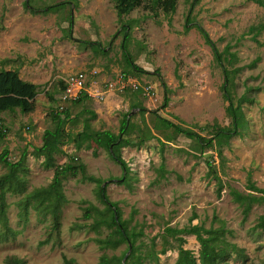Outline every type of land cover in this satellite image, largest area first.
<instances>
[{
    "label": "rangeland",
    "instance_id": "1",
    "mask_svg": "<svg viewBox=\"0 0 264 264\" xmlns=\"http://www.w3.org/2000/svg\"><path fill=\"white\" fill-rule=\"evenodd\" d=\"M26 2L35 8L70 4L43 15L31 14ZM192 4L193 0H177L175 13L166 15L159 7L153 11V4L146 1L119 18L113 0H0V70L19 71L39 91L30 114L0 113V126L6 130L0 136V156L8 149L7 159L16 163L27 154L25 171L17 172L24 185L5 193L8 224L17 235L7 242L0 240V264L10 258L27 264H63L64 257L77 264H99L102 256L120 257L127 250V245L116 250L100 248L97 240L111 230L94 231L91 225L106 207L97 184L82 182L83 175L103 180L129 230L143 232L136 245L143 256H155L144 264H175L181 246L198 257L196 236L166 233L168 228L196 225L224 227L221 246L227 248V256L222 264H264V230L256 228L264 216V202L253 205L245 217L244 207L230 194L233 189L261 196L248 189L249 179L264 189V31L256 35L264 25V6L254 0H199L193 8ZM191 8L192 19L207 30L227 59L229 83L201 34L195 28L185 32ZM129 23L125 46L145 73L130 67L121 49L123 25ZM252 27L255 31L249 32ZM85 41L95 42L105 52L84 45ZM81 70L97 72L101 82L120 73L131 74L150 84L155 95L147 98L127 91L103 102L89 98L62 104L64 80ZM166 95L169 103L164 107ZM244 96L255 100L241 104L247 129L229 142L217 139L212 148L203 149L195 137L159 126L161 116L214 138V126L231 128L229 105L238 106ZM60 105L71 115L64 131L72 134L82 132L88 120L89 133L119 135L130 114V131L123 138L132 145L122 149L131 168L128 184L122 181V168L92 137L81 148L73 143L62 147L51 166L38 156L36 148L43 145L45 131L57 127L53 113ZM68 165L77 174L68 173L62 180L66 202L56 218L55 201L44 190L53 183L58 168ZM9 171L0 162V181ZM216 176L222 180L221 190ZM38 189L40 204L32 199ZM87 209L92 218L84 217ZM4 230L0 225V234Z\"/></svg>",
    "mask_w": 264,
    "mask_h": 264
},
{
    "label": "trees",
    "instance_id": "2",
    "mask_svg": "<svg viewBox=\"0 0 264 264\" xmlns=\"http://www.w3.org/2000/svg\"><path fill=\"white\" fill-rule=\"evenodd\" d=\"M149 1L153 4V11L159 7L166 15L175 13L177 7V0H113L115 4V9L119 18L130 15L135 10L140 8L143 3ZM199 0H193L192 8L195 7ZM259 5L264 6V3L259 0H254ZM70 2H62L42 8H35L31 6L29 2L25 3V7L30 11L31 14H43L47 15L69 5ZM192 8L185 20L184 29L185 32H189L192 29H196L201 36L204 38L205 43L212 48L214 57L219 63V66L223 69L225 76V83H229L230 76L229 70L224 66L223 54L219 51L216 43L211 39L207 30L199 23L192 19ZM132 24L123 25L124 40L121 45L123 55L127 60V64L135 69L136 71L145 73L142 69L138 68L134 64L131 55L129 54L125 41L130 36V29ZM255 27H252L249 32H254ZM264 31V25L257 29L256 35ZM256 38H254L255 40ZM84 45H90L102 52L105 49L101 48L95 42H82ZM258 62V60H257ZM126 74V73H125ZM131 75V74H127ZM165 86V85H164ZM65 90V82L62 93ZM168 91V89L166 88ZM39 94L38 86L34 83L24 80L21 78L19 71L17 70H0V113L4 112H15L20 110L23 114H30L34 111L35 101ZM226 98L229 99L228 95ZM89 100L87 94H83L76 103H83ZM243 102L255 103L254 99H248L247 97H242L238 106H235L232 102L229 105V110L231 113L232 126L231 128H220L219 126H214V138H205L199 133L192 130L184 129L181 126L167 120L161 116H158L159 126L165 129H171L177 135L195 137L199 140L203 149L212 148L215 140L220 142L224 139L225 142H229L235 136H243L244 131L247 129V120L245 113L241 107ZM169 103V98L167 95L164 98V107H167ZM92 118H96L97 115L93 112H89ZM155 113V112H153ZM54 119L57 122V127L55 130H46L43 137V145L40 148H36V153L38 156H43L46 159L47 165L51 166L54 162V155L62 152V147L75 144L78 148L87 141L88 138L92 137L95 144L106 149L114 162H116L123 170L122 181L128 184L129 175L131 168L129 167L126 160L122 157V149L132 145L130 140L124 139L123 136L127 135L130 131V114H126L125 120L122 123L120 134L116 135L111 131H97L94 133H89L90 126L88 120L86 121L85 128L82 132L77 134L66 133L64 131V125L70 121L71 115L67 110H57L54 113ZM64 115V116H63ZM159 126L157 128H159ZM0 136H5V131L2 126ZM222 138V139H221ZM26 153H24L21 161L13 163L7 158L9 156V151L6 149L0 156V162L9 168V173L0 181V225L5 229L4 232L0 234V240L2 242H7L10 238L16 237L17 233L14 232L8 224V218L6 214V202L5 193L7 190H15L24 185L25 180L17 175V172L24 170L23 163L26 158ZM211 166V165H210ZM82 171L84 168H81ZM77 174V170L74 166L68 165L63 168H58L56 171L54 181L50 187L44 190V193L50 198H53L55 204L53 205V214L56 218L59 217L60 209L62 205L66 202V198L62 189V180L68 174ZM218 185H222V180L220 177L216 176ZM82 182H94L98 186L97 194L101 202L105 205V210L101 211L99 218L91 225L94 231H99L101 227H106L111 230L110 234L104 239H98L97 242L102 249H112L116 250L123 245H127V250L120 256L113 255L111 257L104 255L101 257L99 264H144L147 259L154 258L152 254H146L143 256L140 253V248L137 246L138 239L143 235V232L130 231L127 222L122 218V212L118 203L110 200L107 194L106 185L104 181L92 176L83 175L81 178ZM248 189L256 193L261 194L257 196L254 194L244 195L237 190H231L235 202L239 203L244 207V215L248 217L253 205L260 204L264 202V189H260L249 179ZM32 199L40 204V189L36 190L33 194ZM84 217L86 219L92 218L91 211L86 210ZM256 228L264 230V216L259 219ZM168 234H182L187 233L196 236L197 241L200 244L199 256L196 257L191 250L185 249L184 247L179 248V256L175 264H222L223 260L227 256V248L221 246L224 242L226 235V230L223 226L219 228L205 229L198 225L192 226L190 229L176 230L168 228L166 230ZM42 245L44 243H41ZM157 259V258H155ZM152 261V260H151ZM7 264H27L26 261L19 258H10ZM63 264H77L73 260H69L66 257L63 259Z\"/></svg>",
    "mask_w": 264,
    "mask_h": 264
},
{
    "label": "built area",
    "instance_id": "3",
    "mask_svg": "<svg viewBox=\"0 0 264 264\" xmlns=\"http://www.w3.org/2000/svg\"><path fill=\"white\" fill-rule=\"evenodd\" d=\"M97 75V72L82 70L70 74L64 80L65 90L60 96L62 104L77 101L83 94H87L89 98H94L99 102L105 101L110 95L127 91L142 93L147 98L155 95L154 88L150 84L139 81L131 75L120 73L104 82H101ZM59 109L64 110V106L60 105Z\"/></svg>",
    "mask_w": 264,
    "mask_h": 264
},
{
    "label": "crops",
    "instance_id": "4",
    "mask_svg": "<svg viewBox=\"0 0 264 264\" xmlns=\"http://www.w3.org/2000/svg\"><path fill=\"white\" fill-rule=\"evenodd\" d=\"M22 78V77H21Z\"/></svg>",
    "mask_w": 264,
    "mask_h": 264
}]
</instances>
